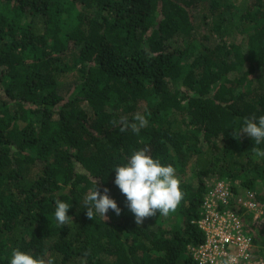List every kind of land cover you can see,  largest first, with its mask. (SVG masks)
<instances>
[{
  "label": "trees",
  "instance_id": "16d2710c",
  "mask_svg": "<svg viewBox=\"0 0 264 264\" xmlns=\"http://www.w3.org/2000/svg\"><path fill=\"white\" fill-rule=\"evenodd\" d=\"M212 1L238 10L228 21L245 51L198 42L201 0H0V264L14 248L54 264H198L190 248L204 238L195 222L205 177L243 172L264 186V144L240 131L264 115V87L253 82L264 73V0ZM137 112L149 123L134 133ZM140 148L177 175L194 165L170 232L136 224L114 184L113 167ZM95 181L119 215L86 216ZM231 189V208L244 213ZM58 198L71 204L65 225ZM241 219L252 259L264 261L251 216Z\"/></svg>",
  "mask_w": 264,
  "mask_h": 264
},
{
  "label": "clouds",
  "instance_id": "9594fccd",
  "mask_svg": "<svg viewBox=\"0 0 264 264\" xmlns=\"http://www.w3.org/2000/svg\"><path fill=\"white\" fill-rule=\"evenodd\" d=\"M136 123L131 124L134 133L148 125L146 116L137 112L133 117ZM121 132L126 131L127 120L122 118ZM240 131H243L249 138L255 140L256 145L264 144V115L255 119L245 118ZM239 131V132H240ZM238 132V133H239ZM235 133L233 136H238ZM264 156V151L259 152ZM115 169L114 184L124 195L126 206L134 216L136 224L144 223L148 217L158 214L167 216L174 212L184 198V192L180 187L181 180L176 173V168L171 163H162L159 158L153 157L146 148L134 150L127 158L126 163L117 164ZM109 189L105 187L100 191L96 186L89 190L84 198L86 216L94 217L99 213L106 218V213L111 209L119 215L122 209L118 206L115 198L109 195ZM71 204L56 199L54 215L60 225H65L69 218L68 209ZM234 261L235 258H229ZM9 264H54L50 257L45 259L30 251H23L14 248L11 253ZM225 264H229L228 261Z\"/></svg>",
  "mask_w": 264,
  "mask_h": 264
},
{
  "label": "built area",
  "instance_id": "2783aa9c",
  "mask_svg": "<svg viewBox=\"0 0 264 264\" xmlns=\"http://www.w3.org/2000/svg\"><path fill=\"white\" fill-rule=\"evenodd\" d=\"M215 179V180H214ZM201 204V216L196 220L203 233V242L191 246L198 264H253L252 240L242 223L241 215L231 208L234 193L225 178H214ZM208 183V182H207ZM236 197V196H235ZM237 202L251 216V225L264 213L262 204L252 196L237 194ZM235 258L234 261L229 258Z\"/></svg>",
  "mask_w": 264,
  "mask_h": 264
},
{
  "label": "rangeland",
  "instance_id": "374dc122",
  "mask_svg": "<svg viewBox=\"0 0 264 264\" xmlns=\"http://www.w3.org/2000/svg\"><path fill=\"white\" fill-rule=\"evenodd\" d=\"M220 10H223L220 11ZM238 10L225 8V5L218 6L217 2L212 0H201L200 6L194 10V17L197 26V34H198V42L203 43L208 46L215 45L221 39L226 43H234L242 47V50L245 51L246 48V35L241 33L238 28L233 25V21H228L230 18H235ZM225 18V20H222ZM176 44V43H175ZM259 76V77H258ZM258 77V78H257ZM63 82L61 83L62 91H65L69 84L72 81V77L67 75L64 77ZM254 86L260 85L264 87V73L257 74L254 77ZM194 170V165H190L185 168L181 175H178L180 180H184L185 182L192 183V174ZM219 177L216 172L211 174L207 179L205 177L206 182L210 184L214 178ZM224 178V177H223ZM232 186L236 188V191L242 195H249L257 199L262 204L264 210V202L260 201V197L264 195V186L262 180L256 179L254 174H245L243 172H238L233 177H225ZM232 179V180H231ZM252 181V185H249V181ZM215 180V179H214ZM243 214H249L248 212H244ZM180 222V210L179 206L174 212H170L167 216L162 214H158L153 217H148L145 219L142 225L148 227L149 229H157L158 227H162L165 230H173L179 225ZM253 225L255 231L259 235V237L264 240V213L262 217L257 218L253 221ZM47 261V260H46ZM68 264H81V260H72ZM253 264H264L263 260H254Z\"/></svg>",
  "mask_w": 264,
  "mask_h": 264
}]
</instances>
